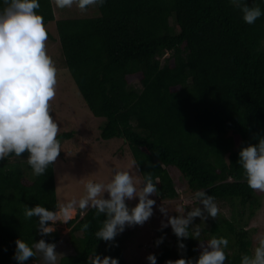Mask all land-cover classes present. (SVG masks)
<instances>
[{
	"label": "trees",
	"instance_id": "1",
	"mask_svg": "<svg viewBox=\"0 0 264 264\" xmlns=\"http://www.w3.org/2000/svg\"><path fill=\"white\" fill-rule=\"evenodd\" d=\"M245 2L264 11V0ZM39 3L44 26L55 22L63 67L101 122L98 138L126 143L133 169L141 181L152 177L158 200L178 197L174 168L192 196L202 189L216 204L230 206L229 218H194L189 234L198 229L199 240L181 238L184 249L170 226L157 229L156 240L163 242L152 252L156 264L181 256L194 260L211 237L228 239L225 264L252 255L246 227L260 207L261 191L247 185L238 151L264 136V15L247 24L229 0H105L97 16L56 19L51 0ZM73 135L66 131L57 138ZM26 161V152L0 161V264H17L18 238L29 245L60 239L57 230L42 237L38 218L24 216L26 205L58 208L55 163L38 176ZM198 206L195 199L179 208ZM104 219L93 208L77 211L67 221L73 252L56 264H89L93 252L130 264L118 235L112 242L96 239ZM33 260L41 258L25 264Z\"/></svg>",
	"mask_w": 264,
	"mask_h": 264
},
{
	"label": "clouds",
	"instance_id": "2",
	"mask_svg": "<svg viewBox=\"0 0 264 264\" xmlns=\"http://www.w3.org/2000/svg\"><path fill=\"white\" fill-rule=\"evenodd\" d=\"M59 9L72 8L75 5L81 12L89 8L102 6L105 0H54ZM239 9L242 19L253 24L264 15L259 6H249L245 0H229ZM0 7V161L12 155L21 157L27 153V164L34 175H43L60 155L61 143L58 140L60 127L53 118L50 101L56 95L57 69L46 51L48 33L43 24V17L36 11L39 0H2ZM134 163V162H133ZM238 163L244 170L247 185L264 192V136L256 143L242 146L238 151ZM158 188L151 176L142 181L134 180L130 170H114L107 183L92 179L84 183V193L80 198L62 203L57 209H49L40 204L25 206V218H38L39 234L47 236L56 230L57 222L67 223L76 211L84 214L89 208L103 214L102 226L95 232L96 239L105 242L115 241V237L126 226L142 225L153 215V206ZM107 194V196H105ZM136 198L134 206L126 201ZM194 199L198 207L187 212L180 210V215L167 216L163 227L170 226L178 238V248L186 246L181 238L198 239L197 229L189 234L193 219L199 217L215 218L218 206L214 198L205 190H197ZM162 214L167 215L168 208L159 205ZM88 224L83 225L84 229ZM199 240V239H198ZM163 237L156 240L157 245ZM228 239L211 237L201 243L196 259L182 256L168 260L166 264H225V249ZM58 252L56 244L41 238L29 245L23 239L15 240L14 259L17 264H25L29 258L39 256V264H56ZM149 264H156V256L148 254ZM89 264H119L116 257L92 253ZM240 264H264V234L257 237V244L252 255H243Z\"/></svg>",
	"mask_w": 264,
	"mask_h": 264
},
{
	"label": "rangeland",
	"instance_id": "3",
	"mask_svg": "<svg viewBox=\"0 0 264 264\" xmlns=\"http://www.w3.org/2000/svg\"><path fill=\"white\" fill-rule=\"evenodd\" d=\"M51 1L54 5L56 19L98 15L96 7L81 12L75 5L72 8L59 9L54 0ZM45 30L48 33V39L45 42L46 51L55 66L58 65L56 66V95L50 101L51 114L59 124V133L74 131L71 139L59 140L62 151L54 165L58 204L67 203L72 199L78 200L84 193V183L89 179L107 183L114 170H130L134 180L141 181L129 161L130 153L126 143L121 138L108 140L98 138L97 127L101 122L92 116L83 103L70 74L61 63V51L57 40L55 22H47ZM170 172L174 176V184L179 190L178 197L175 200L160 201L153 194L151 198L156 200V205L153 206V215L142 225L126 226L124 231L118 234L130 264H149L146 257L148 254H152L155 248L156 230L163 227L162 222L167 221V216L180 215V204H184L188 200L193 203L195 200L194 196L187 190V179L174 168H170ZM258 194L261 201L260 207L248 221L246 227L252 240V252L256 247L257 237L264 234V192ZM136 202V198L126 201L129 207L134 206ZM161 204L168 208L167 215L160 212L159 205ZM217 206L219 209L217 216L229 218L232 215L229 205L220 202ZM76 213L77 211L72 218L76 216ZM55 227L60 234V239L56 243L58 262L62 255L72 253L73 250L67 242L68 224L57 222Z\"/></svg>",
	"mask_w": 264,
	"mask_h": 264
},
{
	"label": "built area",
	"instance_id": "4",
	"mask_svg": "<svg viewBox=\"0 0 264 264\" xmlns=\"http://www.w3.org/2000/svg\"><path fill=\"white\" fill-rule=\"evenodd\" d=\"M28 264H39V261L33 260V261L29 262Z\"/></svg>",
	"mask_w": 264,
	"mask_h": 264
}]
</instances>
